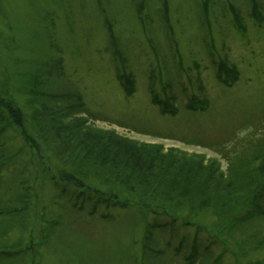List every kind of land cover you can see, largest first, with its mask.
Returning <instances> with one entry per match:
<instances>
[{
  "label": "rangeland",
  "instance_id": "obj_1",
  "mask_svg": "<svg viewBox=\"0 0 264 264\" xmlns=\"http://www.w3.org/2000/svg\"><path fill=\"white\" fill-rule=\"evenodd\" d=\"M220 62L239 76L217 75ZM152 91L176 98V117L152 104ZM0 95L22 110L40 150L14 126L0 132V211H19L0 216V253L27 250L0 264H264V217L250 219L264 209V0H0ZM196 96L205 112L186 109ZM75 105L69 121L213 164L228 189L205 208L180 199L175 225L98 201L134 199L87 162L77 170L93 191L61 194L42 171L58 167L49 154L59 146L47 140L49 152L41 138L49 118Z\"/></svg>",
  "mask_w": 264,
  "mask_h": 264
},
{
  "label": "trees",
  "instance_id": "obj_2",
  "mask_svg": "<svg viewBox=\"0 0 264 264\" xmlns=\"http://www.w3.org/2000/svg\"><path fill=\"white\" fill-rule=\"evenodd\" d=\"M222 67L227 70L224 63ZM77 100L81 101V98L78 97ZM77 107L84 108L80 102ZM77 107L75 105L69 110L59 111L54 119L49 118L52 134L41 138L48 151L50 148L47 140L59 146L51 148L54 154H49L52 165L57 163L58 167L53 165L51 169L46 171L44 168L42 171L46 173L43 178L51 176L56 188H60V193L66 194L69 187L82 193L93 191H90V185L87 183L89 182L87 170L81 167L77 170L80 166L79 161L87 162L106 170L114 183L130 192L134 202L117 200L115 195L112 196L115 200L110 196L97 198L117 203L121 208H128L132 204L139 205L145 214L155 219L166 217L172 223H176L180 221L176 218L179 216V209L184 205L180 199L191 201L194 208H205L211 206L214 197L228 189V186H225L226 181L222 180V174L213 164L204 167L202 163H193L182 158L177 152L165 153L161 149H143L112 133L100 134L86 128L84 123L69 121V118L74 116L72 110ZM82 109L78 112L84 113ZM4 118L10 120L11 124L20 130L25 143L31 149L40 151L39 144L31 139L26 131V119L22 110L12 98L0 95V119ZM259 171L264 174V167L260 166ZM96 193L104 194L98 191ZM201 194L206 195V200L201 198L200 201H196L195 196L200 197ZM263 196L264 184H261L257 199L260 200ZM260 206L261 204L257 205L250 213L263 212L264 209ZM238 220L240 219L233 220L230 225H234ZM188 223L185 224H191ZM19 253H27V250L21 249ZM2 255H7V252H2Z\"/></svg>",
  "mask_w": 264,
  "mask_h": 264
}]
</instances>
